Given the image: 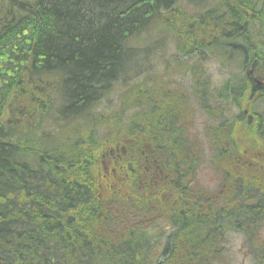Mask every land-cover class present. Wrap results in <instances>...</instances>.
<instances>
[{
    "label": "trees",
    "instance_id": "trees-1",
    "mask_svg": "<svg viewBox=\"0 0 264 264\" xmlns=\"http://www.w3.org/2000/svg\"><path fill=\"white\" fill-rule=\"evenodd\" d=\"M259 1V6L252 0L212 6V0H0V264H214L220 258L224 248L213 241L215 232L195 230L193 206L175 217L176 229L165 246L142 224H128L114 211L115 162L120 161L131 190L126 205L135 203L137 194L140 203L128 220L147 213L140 183L130 174L131 157H117L119 144L136 126L143 127L132 119L125 126L116 106L107 116L91 110L113 86L130 85L143 70L150 39L159 38V32H149L170 27L174 54L193 58L199 70L189 86L201 90L202 99L209 94L212 104L202 115L219 123L216 142L225 140L233 148L259 141L263 116L252 113L249 119L257 125L251 128L242 111L232 119L222 113L229 109L227 102L237 105L251 93L264 100V0ZM222 48L227 56L220 61L237 74L211 88L202 78L200 57ZM162 78L164 90L157 83L139 86L136 80L134 94L166 101L172 95L168 89L188 87L181 79L169 85ZM81 115L85 127L71 135L56 136L43 128L45 118L76 120ZM133 116L132 111L128 118ZM154 116L150 111L144 126ZM100 128L106 129L104 135ZM39 130L42 135L32 136ZM197 142L204 144L199 137ZM232 199L233 205L241 201L238 189ZM245 217L241 210L231 216L235 224Z\"/></svg>",
    "mask_w": 264,
    "mask_h": 264
},
{
    "label": "flooded vegetation",
    "instance_id": "flooded-vegetation-1",
    "mask_svg": "<svg viewBox=\"0 0 264 264\" xmlns=\"http://www.w3.org/2000/svg\"><path fill=\"white\" fill-rule=\"evenodd\" d=\"M168 91L178 96L166 100H174L173 108L176 116L173 108L164 110L162 107H157L156 111L154 110L155 116L146 122L147 132L136 126L131 135L125 139V144H119L117 147L119 151L117 157L120 158L119 154L128 155L131 157L132 165L134 164L130 174L140 183L142 196L146 197L145 205L149 217L146 222L147 228L152 232L155 231L156 233L153 234L160 237L158 245L165 246L176 229L173 226L175 217L183 215L185 210L193 206L196 231L200 229L214 231L213 236H217L213 241H219V245L223 247L229 246L233 236H236L242 240L241 245H246L250 249L256 248L251 249L250 263L264 264V213L261 212L264 211L263 124L259 141L250 143L248 140L244 141L237 152L239 157H232L233 148H230L228 143L212 142L210 148L213 151L210 161L214 164L213 176L207 181H201L196 172L202 167L200 159L202 147L199 142H190L189 135L192 132L186 125L193 107L187 100L188 96L184 97L185 92L182 90L168 89ZM180 93L183 95L179 96ZM197 102L201 106L199 99ZM238 102L237 105L227 102L229 109L222 113L235 116L242 111L244 120L248 118L245 123L247 127L249 123L250 127L254 128L257 123L249 117L252 113H257L264 118V110L260 109H264V100L251 93L248 97H241ZM231 108L235 111H230ZM201 109L204 110L203 107ZM184 110L188 112L186 118L183 116ZM178 111L181 115L177 114ZM213 122L215 124L209 126V131L216 130L219 125L214 119ZM187 131L189 134H186ZM248 134L253 135L249 130ZM186 150L192 152L186 153ZM214 150L221 153L217 154ZM190 154L196 156L195 160L192 159L191 168L189 161L186 164V158L190 159ZM115 164L118 180L124 179V175L120 172V161ZM194 186L198 187L193 189ZM237 189L241 201H236L237 204L233 205L232 192ZM134 198L137 203V198L135 196ZM239 210L246 214V217L240 224H235L237 222L234 223L231 216ZM252 216L254 219H251ZM232 232L237 234L232 235ZM208 245H212V242ZM155 248L153 257L157 259L160 255L157 253V247Z\"/></svg>",
    "mask_w": 264,
    "mask_h": 264
},
{
    "label": "rangeland",
    "instance_id": "rangeland-1",
    "mask_svg": "<svg viewBox=\"0 0 264 264\" xmlns=\"http://www.w3.org/2000/svg\"><path fill=\"white\" fill-rule=\"evenodd\" d=\"M223 1L224 0H212L211 3H212V6H216L218 5V3H221V2L223 3ZM253 1L256 4L261 3L259 0H252V2ZM208 5L209 3L206 6ZM156 32H159V35L157 36L159 38L150 39L151 46L149 47V50H148L150 52V55L146 56L147 61H146V65H144L143 70L139 71L138 75H136V78L134 77L132 78V81H131L132 84L130 85L124 84L122 86L121 85L122 83H118L119 85L117 84L113 86L112 89L109 91L108 95L100 99L101 101L97 104L99 106L97 107L96 105L97 108L94 106L91 111H95L103 116L104 115L107 116L109 113V110L116 106L115 107L116 110H119L118 113H121V111L123 112V117L125 118L123 123H125L124 124L125 126L129 123L128 122L129 119H132L134 120L136 125L142 124L144 132H147L144 124L142 123V120H144L145 117L150 115V111H153V114H154V110L157 107H162L164 110L167 108H173L174 100L162 101L161 98L159 97L143 96L141 93L134 94L133 91L135 88V81L137 80L136 82L138 83L139 86L140 85L148 86L151 84H153L154 86V84L157 83L156 88L160 90H164V88L159 83L163 75H164V78L162 80L163 83L167 81L169 85L176 83L177 81L175 79H178V80L181 79L184 86H188L186 89L182 90L183 92H185L184 97H186V95L188 96L187 100L193 107V112L191 113V115L188 117V113L186 114V117H188L189 119V121L186 120L187 126L189 127L188 129L190 130V132L195 131L197 136L200 139V142L204 143L203 145H201L202 148L200 151L201 153L200 159L202 161V167H201V170H199L200 168H198L196 175L199 177L201 181H207L209 180V178L213 176L214 164L211 163L210 161V159L212 158L211 154L213 150L210 148V146L213 142L211 133L215 132V131H212L209 133L208 126L215 124V122H213L212 120H206L203 117L202 113H204V111L201 109V107L205 108L208 105L211 106L212 103H210L209 94L206 99H202L201 97L205 96V94L202 95L201 90L196 92L195 89L192 90V87L189 86L191 76L194 75L197 77L198 76L197 73L199 72V70L194 69V66H193L194 59L193 58L177 56L174 54L176 51V44L173 39L174 32L172 31V29L170 27H167V30L166 29L162 31L154 30V31L149 32V35L154 36ZM149 35L148 33L146 34V36H149ZM224 50L226 49H223V48L221 50L216 49L212 52L206 53L205 56L200 57V64H201L200 67H201V70L204 69L202 71V73L204 74L202 78L206 81L209 80L210 82L209 86L212 85L211 88H215L216 86L222 84L225 81V79H227L228 77H231V75L237 74L236 72H229L230 71L229 69L232 68L233 66H229V67L224 66L222 62L220 61V59L222 60L224 59V57L227 56L224 53ZM223 53L224 55L222 56ZM234 58H235V55L233 57V60ZM229 60H230V56H229ZM230 62H233V61L230 60ZM181 63H184V64L189 63L191 67L192 66L193 67L190 69V65H189L188 67H185V69L184 67L178 68L177 66ZM239 64H240V59L238 60V65ZM235 70H237V68ZM181 71H183L185 74L180 73ZM181 76L183 79L181 78ZM132 85H133V89L130 91L131 94H128V91H129L128 89ZM182 95L183 93H180L179 96H182ZM174 98H175L174 95L170 96V99H174ZM197 99H199L200 102L202 101L201 106L200 104H198ZM151 102H152V105L150 109V107H147V106ZM132 106L133 108L131 110L130 108ZM134 106L137 108V113H134L135 112ZM219 107L220 106H216L215 108H219ZM223 107H226V106L223 105ZM260 109L264 110L263 108H260ZM132 111L134 115L133 118L131 117L128 118L132 114ZM143 114H144V118L141 117L143 116ZM223 114L228 119H232V116H234V115L227 116L226 113H223ZM174 116H176L175 109H174ZM75 119L76 120L60 119L59 121H55L53 120V117L45 118V120L42 121V124H43V128H45V130L47 131L53 132V135H56V136L62 135V134L71 135L73 130H79V128L85 127L83 115ZM92 119L94 121V118L89 117L87 121L90 122V120ZM173 123H175V120L173 121ZM241 129L242 128H240V130ZM98 131H99V134L104 135L106 132V129L102 131V129L100 128ZM35 133H36L35 131L31 132L32 136L36 137V136L42 135L40 130L38 133L36 134ZM238 133H242V132H238ZM145 134L147 135V133ZM186 134H189V131H187ZM198 137H196L193 133L189 135V138L190 140H192V142L193 141L197 142ZM240 146H242V144H240ZM214 148L216 149L215 146ZM214 152L217 154L221 153V151H215V150ZM233 154L234 155L236 154L234 150H233ZM189 158L190 159L186 158V164H188V161H189L190 162L189 167L191 168L192 159L195 160L194 158H196V156L190 154ZM120 187H121L122 192H125L126 194L131 193V190H129V187L127 186L125 187L123 185V182H121ZM124 199L125 197L123 196L122 198L116 200L115 209H116V204L120 209L125 208L124 216H126V219L128 220L127 215L130 213L127 209L128 208V206L126 205L127 201H125ZM261 212L264 213L263 210H261ZM148 218H149L148 215H144V216L139 217V221L144 223L146 226L147 224L146 222L148 221ZM236 234L237 232H232V235H236ZM241 243H243L242 240H239L238 237L233 236L231 244L227 247H223L224 250L222 251L220 258H218L217 260H214L213 263L214 264H251L250 263L251 254H252L251 249L248 248V246L246 245H241Z\"/></svg>",
    "mask_w": 264,
    "mask_h": 264
},
{
    "label": "bare ground",
    "instance_id": "bare-ground-1",
    "mask_svg": "<svg viewBox=\"0 0 264 264\" xmlns=\"http://www.w3.org/2000/svg\"><path fill=\"white\" fill-rule=\"evenodd\" d=\"M254 2V1H253ZM219 4V3H218ZM258 5V4H257ZM249 6H251V5H249ZM259 6V5H258ZM201 8V7H200ZM205 8V7H204ZM27 11V10H26ZM219 12V11H218ZM24 13V12H23ZM18 15V14H17ZM224 19V18H223ZM14 23V22H13ZM224 23V22H223ZM192 32V31H191ZM209 36V35H208ZM240 36V35H239ZM216 37V36H215ZM213 40V39H212ZM194 46V45H193ZM211 46V45H210ZM16 64V63H15ZM229 64V63H228ZM146 65V64H145ZM229 66V65H228ZM176 68V67H175ZM138 70V69H137ZM237 71V70H236ZM46 74V73H45ZM52 74V73H51ZM53 75V74H52ZM131 75V74H130ZM152 75V74H151ZM233 76V75H232ZM130 77V76H129ZM178 77V76H177ZM136 78V77H135ZM163 79V78H162ZM18 80V79H17ZM53 80V79H52ZM132 81V80H131ZM163 82V81H162ZM161 82V83H162ZM130 83V82H129ZM182 83V82H181ZM208 83V82H207ZM132 84V83H131ZM119 85V84H118ZM122 85V84H121ZM166 85V84H165ZM118 87V86H117ZM147 87H149V86H147ZM151 87H152V85H151ZM165 88H167V86L165 87ZM144 89V88H143ZM152 89V88H151ZM136 91V90H135ZM134 91V92H135ZM152 91V90H151ZM153 92V91H152ZM156 92V91H155ZM48 95V94H47ZM152 96V95H151ZM101 101V100H100ZM48 102V101H47ZM48 104V103H47ZM171 104V103H170ZM260 105V104H259ZM94 112V111H93ZM81 122V121H80ZM15 123V122H14ZM86 123V122H85ZM34 127V126H33ZM129 127V126H128ZM30 128V127H29ZM71 129V128H70ZM77 131V130H76ZM77 133V132H76ZM25 135V134H24ZM22 136V135H21ZM71 138V137H70ZM11 140V139H10ZM34 140V139H33ZM75 140V139H74ZM55 141V140H54ZM53 141V142H54ZM27 143V142H26ZM64 143V142H63ZM36 144V143H35ZM33 145V144H32ZM34 147V146H33ZM46 148V147H45ZM30 152V151H29ZM29 165V164H28ZM34 166V165H33ZM17 170V169H16ZM196 188V187H195ZM158 197H159V195H158ZM2 199V198H1ZM230 214V213H229ZM177 227V226H176ZM49 242H50V240H49Z\"/></svg>",
    "mask_w": 264,
    "mask_h": 264
}]
</instances>
